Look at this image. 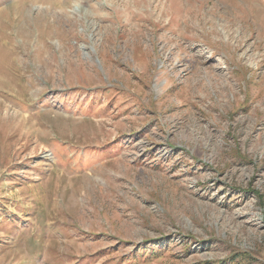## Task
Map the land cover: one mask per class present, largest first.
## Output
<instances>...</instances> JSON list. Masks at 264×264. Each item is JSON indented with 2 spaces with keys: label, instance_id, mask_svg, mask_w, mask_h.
Returning <instances> with one entry per match:
<instances>
[{
  "label": "rangeland",
  "instance_id": "374dc122",
  "mask_svg": "<svg viewBox=\"0 0 264 264\" xmlns=\"http://www.w3.org/2000/svg\"><path fill=\"white\" fill-rule=\"evenodd\" d=\"M0 264H264V0H0Z\"/></svg>",
  "mask_w": 264,
  "mask_h": 264
}]
</instances>
